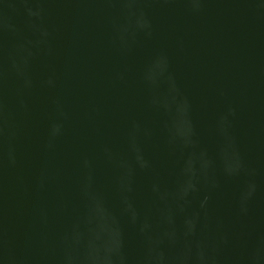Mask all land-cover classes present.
I'll return each instance as SVG.
<instances>
[{
  "label": "water",
  "instance_id": "obj_1",
  "mask_svg": "<svg viewBox=\"0 0 264 264\" xmlns=\"http://www.w3.org/2000/svg\"><path fill=\"white\" fill-rule=\"evenodd\" d=\"M0 264H264V0H0Z\"/></svg>",
  "mask_w": 264,
  "mask_h": 264
}]
</instances>
